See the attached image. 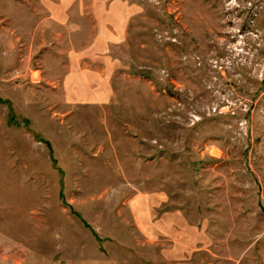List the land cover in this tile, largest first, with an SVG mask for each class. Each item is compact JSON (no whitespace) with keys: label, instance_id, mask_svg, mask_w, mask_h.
I'll return each instance as SVG.
<instances>
[{"label":"rangeland","instance_id":"374dc122","mask_svg":"<svg viewBox=\"0 0 264 264\" xmlns=\"http://www.w3.org/2000/svg\"><path fill=\"white\" fill-rule=\"evenodd\" d=\"M0 264H264V0H0Z\"/></svg>","mask_w":264,"mask_h":264}]
</instances>
